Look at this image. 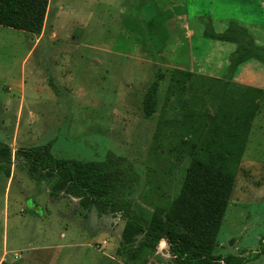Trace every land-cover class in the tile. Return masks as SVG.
Returning <instances> with one entry per match:
<instances>
[{
    "label": "rangeland",
    "instance_id": "1",
    "mask_svg": "<svg viewBox=\"0 0 264 264\" xmlns=\"http://www.w3.org/2000/svg\"><path fill=\"white\" fill-rule=\"evenodd\" d=\"M37 37L0 25V141L13 150L10 164L0 162V264H172L166 239L139 259L121 255L119 211L53 193L58 177L32 176L15 151L49 144L58 158L123 156L136 177L120 185V195L150 218L179 194L193 157L217 150L213 122L233 108L226 96L247 87L263 93L215 253L257 248L264 236V0H51L45 37ZM158 72L166 74L158 111L147 117L144 95ZM247 264H264V255Z\"/></svg>",
    "mask_w": 264,
    "mask_h": 264
},
{
    "label": "trees",
    "instance_id": "2",
    "mask_svg": "<svg viewBox=\"0 0 264 264\" xmlns=\"http://www.w3.org/2000/svg\"><path fill=\"white\" fill-rule=\"evenodd\" d=\"M50 3L0 0V25L39 36ZM234 26L238 30L242 27ZM260 60L264 62V58ZM165 77L164 72H158L147 88L143 103L147 117L158 111L159 88ZM262 93V89L247 87L238 98L226 96L233 108L224 113V120L213 122L220 136L217 150L206 147L193 157L179 194L170 206L156 207L150 218L120 195V185L136 177L131 162L123 156L111 152L104 161L58 158L49 144L18 148L15 155L29 163L32 176H57L53 193L66 192L79 198L84 207L93 206L102 213L119 211L125 220L121 255L139 259L143 252L154 253L160 241L166 239L172 264H247L264 255V236L256 249L240 255L223 256L215 249ZM12 154V147L0 141V162L10 164Z\"/></svg>",
    "mask_w": 264,
    "mask_h": 264
},
{
    "label": "crops",
    "instance_id": "3",
    "mask_svg": "<svg viewBox=\"0 0 264 264\" xmlns=\"http://www.w3.org/2000/svg\"><path fill=\"white\" fill-rule=\"evenodd\" d=\"M50 9H51V3H50V6H49V10H48V13H47V17L49 16V14H50ZM60 14H61V12L59 11H56V13H55V16H53V20H52V24H53V28H54V30H53V32H52V36H50L51 38H53V39H57L58 37H57V34H56V25H57V19L59 20V17H60ZM182 17V16H181ZM45 27H46V23H45ZM45 27H44V29H43V32L41 33V35H39L38 37H37V42H39L43 37H45ZM246 29V28H245ZM247 30V29H246ZM247 36H250V32L247 30ZM54 35L56 36V37H54ZM253 41V40H252Z\"/></svg>",
    "mask_w": 264,
    "mask_h": 264
},
{
    "label": "built area",
    "instance_id": "4",
    "mask_svg": "<svg viewBox=\"0 0 264 264\" xmlns=\"http://www.w3.org/2000/svg\"><path fill=\"white\" fill-rule=\"evenodd\" d=\"M165 243H166V241H165Z\"/></svg>",
    "mask_w": 264,
    "mask_h": 264
}]
</instances>
